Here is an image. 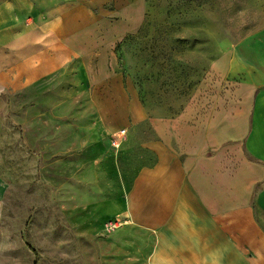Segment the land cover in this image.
<instances>
[{
  "label": "rangeland",
  "instance_id": "374dc122",
  "mask_svg": "<svg viewBox=\"0 0 264 264\" xmlns=\"http://www.w3.org/2000/svg\"><path fill=\"white\" fill-rule=\"evenodd\" d=\"M134 2L124 36L78 43L89 56L32 87L20 80L9 90L0 81V264H145L129 246L116 247L130 220L109 218L124 208L129 157L148 151L155 159L158 120L209 121L213 140L242 144L246 161H259L249 141L264 84L251 81L249 64L263 60L264 0ZM6 58L3 49L0 61ZM122 111L145 117H115L112 134L100 133L103 114ZM98 162L104 170L84 172ZM111 220L128 223L108 230ZM104 249L113 260H101Z\"/></svg>",
  "mask_w": 264,
  "mask_h": 264
},
{
  "label": "crops",
  "instance_id": "0c3cea01",
  "mask_svg": "<svg viewBox=\"0 0 264 264\" xmlns=\"http://www.w3.org/2000/svg\"><path fill=\"white\" fill-rule=\"evenodd\" d=\"M134 1L0 0V51L12 55L0 61V81L9 90L20 80L22 87H32L70 60L89 56L78 52V43L93 47V42L124 36ZM257 64H249L250 79L264 84V55ZM253 110L249 146L258 162L246 161L242 144L229 147L222 138L213 140L209 121L158 120L154 161L148 151L140 160L128 159L124 208L109 218L130 220L121 229L124 244L116 247L129 246L130 257L146 258L145 264H264V92ZM103 115L108 123L100 133L112 134L113 118L141 120L145 111ZM220 123L213 129L221 133ZM101 163H91L84 172L104 170ZM5 191L0 174V199ZM86 197L88 209L93 203ZM2 207L0 202V220ZM100 258L113 260L106 249Z\"/></svg>",
  "mask_w": 264,
  "mask_h": 264
},
{
  "label": "built area",
  "instance_id": "2783aa9c",
  "mask_svg": "<svg viewBox=\"0 0 264 264\" xmlns=\"http://www.w3.org/2000/svg\"><path fill=\"white\" fill-rule=\"evenodd\" d=\"M123 132V131H122ZM126 224V223H128V221L127 220H123V221H121V220H111V221H109V222H107L106 224H105V227H106V229H108V230H113V229H115V227H117V226H120V225H122V224ZM123 224V225H124Z\"/></svg>",
  "mask_w": 264,
  "mask_h": 264
},
{
  "label": "bare ground",
  "instance_id": "6f19581e",
  "mask_svg": "<svg viewBox=\"0 0 264 264\" xmlns=\"http://www.w3.org/2000/svg\"><path fill=\"white\" fill-rule=\"evenodd\" d=\"M123 131H125V130H123Z\"/></svg>",
  "mask_w": 264,
  "mask_h": 264
}]
</instances>
